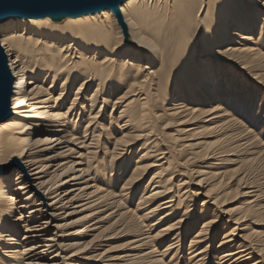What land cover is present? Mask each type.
<instances>
[{
	"label": "bare ground",
	"instance_id": "6f19581e",
	"mask_svg": "<svg viewBox=\"0 0 264 264\" xmlns=\"http://www.w3.org/2000/svg\"><path fill=\"white\" fill-rule=\"evenodd\" d=\"M0 46V264H264V0L8 16Z\"/></svg>",
	"mask_w": 264,
	"mask_h": 264
},
{
	"label": "water",
	"instance_id": "95a60500",
	"mask_svg": "<svg viewBox=\"0 0 264 264\" xmlns=\"http://www.w3.org/2000/svg\"><path fill=\"white\" fill-rule=\"evenodd\" d=\"M122 0H0V20L8 16L79 14L114 6ZM12 77L0 46V121L8 116Z\"/></svg>",
	"mask_w": 264,
	"mask_h": 264
},
{
	"label": "rangeland",
	"instance_id": "374dc122",
	"mask_svg": "<svg viewBox=\"0 0 264 264\" xmlns=\"http://www.w3.org/2000/svg\"><path fill=\"white\" fill-rule=\"evenodd\" d=\"M260 103V102H259ZM259 105H258V103H257V105H256V109H257V107H258ZM240 112V111H239ZM257 114V113H256ZM262 114H264V111L262 112ZM254 120V119H253ZM259 130V129H258ZM256 133H258V131H257V129H256ZM263 140H264V138H263ZM245 161V159H244V157H240V159H239V161L237 162V163H239V164H242L243 162ZM237 166H239L238 164H236V167ZM236 167H232L231 169H234V168H236ZM236 178V177H235ZM148 179H149V176H146V180H145V183H147L148 182ZM252 181H259V180H262V179H264V167H262V168H260V169H258V172H256V173H254L252 176H251V178H250ZM236 182H237V180L235 181H233L232 182V189H235L236 188ZM263 182H264V180H263ZM263 186H264V184H263ZM262 203H264V200H263V202ZM233 207H235V205H229V207L228 208H233ZM118 243V244H117ZM105 244V243H104ZM104 244H103V246H104ZM121 244V241H118V242H116V244L115 245H120ZM165 246H166V244L165 245H163V248H159V250L160 251H163L164 249H165ZM103 248V247H102ZM107 248V247H106ZM105 248V249H106ZM105 249H103L102 251H104Z\"/></svg>",
	"mask_w": 264,
	"mask_h": 264
}]
</instances>
